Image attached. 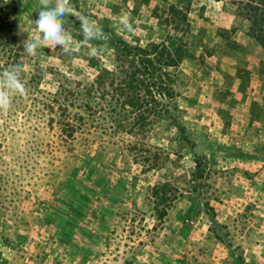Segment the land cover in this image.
Instances as JSON below:
<instances>
[{
    "label": "rangeland",
    "instance_id": "rangeland-1",
    "mask_svg": "<svg viewBox=\"0 0 264 264\" xmlns=\"http://www.w3.org/2000/svg\"><path fill=\"white\" fill-rule=\"evenodd\" d=\"M238 1L70 0L101 38L69 14L78 51L29 56L39 0H0L26 86L0 112V264H264V48Z\"/></svg>",
    "mask_w": 264,
    "mask_h": 264
},
{
    "label": "clouds",
    "instance_id": "clouds-1",
    "mask_svg": "<svg viewBox=\"0 0 264 264\" xmlns=\"http://www.w3.org/2000/svg\"><path fill=\"white\" fill-rule=\"evenodd\" d=\"M39 4L38 18L34 20L38 34L23 42L25 54L34 55L42 47H59L65 54L78 51L79 46L73 44L71 33L65 28L69 14L80 21V33L85 41L101 38L102 30L94 21L71 11L70 0H39ZM120 24L125 29L132 28L128 16H122ZM23 70L21 64H16L0 71V112H6L12 107L15 95L26 94V86L21 78Z\"/></svg>",
    "mask_w": 264,
    "mask_h": 264
},
{
    "label": "trees",
    "instance_id": "trees-1",
    "mask_svg": "<svg viewBox=\"0 0 264 264\" xmlns=\"http://www.w3.org/2000/svg\"><path fill=\"white\" fill-rule=\"evenodd\" d=\"M238 6L248 8L247 18L251 20V26L253 27L251 30V36L255 37L264 48V0H246L245 2L239 0ZM100 78V76H97L95 80L85 84H79V86L86 88L85 90L88 88L95 89L99 84Z\"/></svg>",
    "mask_w": 264,
    "mask_h": 264
}]
</instances>
